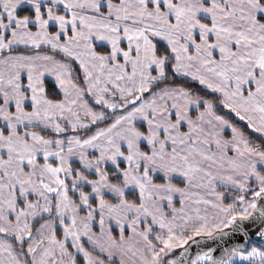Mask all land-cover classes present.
Instances as JSON below:
<instances>
[{
  "label": "snow or ice",
  "instance_id": "obj_1",
  "mask_svg": "<svg viewBox=\"0 0 264 264\" xmlns=\"http://www.w3.org/2000/svg\"><path fill=\"white\" fill-rule=\"evenodd\" d=\"M0 264H264V0H0Z\"/></svg>",
  "mask_w": 264,
  "mask_h": 264
}]
</instances>
